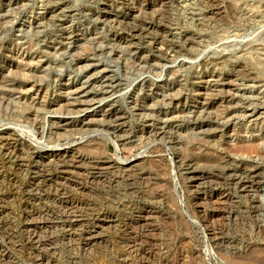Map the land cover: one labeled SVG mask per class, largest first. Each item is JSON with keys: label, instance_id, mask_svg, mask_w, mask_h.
Listing matches in <instances>:
<instances>
[{"label": "rangeland", "instance_id": "374dc122", "mask_svg": "<svg viewBox=\"0 0 264 264\" xmlns=\"http://www.w3.org/2000/svg\"><path fill=\"white\" fill-rule=\"evenodd\" d=\"M237 65L250 75L238 73ZM67 101L79 110L60 111ZM86 108L106 115L81 123ZM55 119L69 126L56 132ZM3 129L13 141L0 143V156L15 159L18 185L0 193V264H246L264 258V0H0ZM204 139L221 144L204 156ZM246 143L256 144V152H236ZM21 150L29 155L24 169ZM72 150L82 152L75 173L65 178L73 205L67 214L53 200L54 183L38 184L51 166L34 154ZM220 151L227 165L259 172L252 194L257 213L250 197L239 207L222 204L232 191L217 177ZM108 162L116 170L146 162L161 177L119 183L101 173ZM190 167L215 174L206 192L215 202L203 212ZM142 188L148 197L138 193ZM211 209L223 216L211 218ZM231 209L243 224L220 221ZM83 217L84 227H111L101 245L88 248L67 235L66 226ZM40 223L53 226L42 235L50 243L33 239Z\"/></svg>", "mask_w": 264, "mask_h": 264}, {"label": "bare ground", "instance_id": "6f19581e", "mask_svg": "<svg viewBox=\"0 0 264 264\" xmlns=\"http://www.w3.org/2000/svg\"><path fill=\"white\" fill-rule=\"evenodd\" d=\"M222 12H224V11H222ZM220 14H221V12H220ZM236 69L238 70V73H245L246 76L247 75H250L249 72H248V70H247L248 68L246 66H244V65H237L236 66ZM243 76H245V75H243ZM215 82H217V81H215ZM204 83L205 82H203V84ZM79 91L80 90H77L76 92H79ZM74 93H75V91L72 93V95ZM201 93H200V95H201ZM204 94L206 95V93H204ZM209 96L211 97V96H213V94L212 95H209ZM205 99H208L209 100V99H212V98H209V97L207 98L206 97ZM164 100H165V98H164ZM203 101H207V100H204L203 99ZM166 103H168V102H166ZM203 103H207V102H203ZM164 104H165V102H164ZM164 104H163V106H164ZM77 105H79V104H77L75 101L74 102H68L67 101V103L65 104V106L61 107L59 110L60 111H64V110L73 109V108L79 110V108H78ZM167 106H169V104ZM80 107H82V106L80 105ZM165 108H167V107L165 106ZM165 108L162 109V113L163 114L166 112ZM228 108H229V106H228ZM228 108H226V109H228ZM98 109H100V107ZM221 110H224V112H225V109L222 108ZM229 111L230 110H228V112ZM80 112L84 114L83 119H81V123H83L84 121H87L88 119L92 123L93 122H98L99 120L93 119L94 116H96L99 113H103V114L106 115V112L104 111V109H102V110H100L98 112V110H92V111H90V108H86V109H84V110H82ZM159 114H161V112H159ZM105 115H104V117H105ZM99 116L101 117V115H99ZM217 120H218V117H217ZM56 121H58V122H56ZM56 121H55L54 126L52 125L53 124L52 123L53 121L50 122V123H52L51 125L54 127V130H56V132L64 131L65 130V127L69 126L66 120H64V121L56 120ZM196 122H198V121H196ZM73 124H76V122L74 121ZM200 128H203V127L200 126ZM169 129H170V132L173 131L172 130V126H170ZM219 129H220V127H219ZM219 129H217V130L219 131ZM200 130H201V133L204 131V130L202 131V129H200ZM161 131L163 132V130H161ZM208 131H206L208 134L210 132H212V131H210V132H208ZM162 132H160V134H162ZM213 133H215V132H213ZM165 134L166 133L164 131V134L163 135H165ZM169 135H171V133ZM161 137H162V135H161ZM12 141H13V139L11 138V132L8 129L0 130V143H2V144H6L7 143L8 144V143H10ZM202 141H203V143L201 142L202 143L201 146H204V148H205V150L202 149V153L204 154V156H207L208 155V152H207L208 150L206 151L207 148L208 149H211V147L213 148V146H219L221 144V143H219L217 141H212V140H209V139H204ZM196 143H197V141H196ZM201 143H199V144H201ZM257 148H258V146L256 144H247L246 143V144H243L241 146L238 145L234 149H237L238 151H236V152H238V153L240 151L243 154L244 153H247L248 154V153H251V152H256ZM21 151H22V153H21V155H22L21 160H23V161H21L20 166H19V169L24 167V165L26 163V159L29 162V155H28V153H26L25 150H21ZM258 151H259V149H258ZM80 152H82V151L72 150L70 152H67V151H62V152L55 151V152L47 153V154L46 153H43V154H40V155H37L36 153L34 154V156L37 157V159H39L40 161H42V160L43 161H46V162H48V165L51 166L50 168H47L43 172V174L39 177V182L40 183L38 182V184L39 185L40 184H44V183L45 184H48L50 182L54 183L53 185L57 188V190H55L54 196H56V197H54L53 200H54V202L56 204L60 205V208L64 211V213H67V214L69 212L73 211V208H72L73 205L70 204L69 201H68L67 190L64 191V189L67 188L66 187V184H67L66 181H67V179H65V178H66L67 174H74L75 173L73 171L75 169L74 164L76 162H78V158H79ZM220 152H221L220 155H218L217 158H214L215 159V164H214L215 165V169H217V172H218V176L217 177H218V179H220L223 182H225V184L229 187L230 191H232V194L230 193V194H227L226 196L224 195L225 197L222 200L223 201L222 204L234 206L233 208H235V207H239L240 206V202L239 201H241V199H245L247 197H250L251 198V201L250 200L249 201H250V209H251V212H252V214L253 213H257V211H259L260 204H259V202L257 200L258 198L256 199L255 195H252V194H256V191H255L256 189L255 188L260 183V181H259V179H260L259 172L256 169L255 170L253 169V170H250V171H245V170H242V169H240L238 167H231V166L227 165L226 164V161H225V159L223 157L222 151H220ZM195 153H197V152H195ZM198 154H199V152H198ZM11 156H12V154H11ZM11 163L15 164V159L8 158V157L7 158H4V157L0 156V193L6 192L5 190H7V191L8 190H13V192H14L15 191V188H17L18 181L15 179V171H13V169L11 168V166H12ZM106 165H107L106 168L100 169L101 173L103 172V173H106L109 176H112L111 178H114L119 183H129L131 181L134 183V181H137V179H138V178H136L137 176H140V178H142V177L147 178L148 176H152L153 175L152 178L149 179V181L151 179L152 180L153 179H158L159 180L160 177H161L159 175L160 173L157 172L158 169L156 170V169L151 168V166L150 167L147 166L146 162H144L142 164H139V165L138 164H134L131 167H126V168H120V166H119V168H118L119 170L118 169L116 170L117 167L114 164L112 165L110 162H108ZM113 170H115L117 174H115V172L112 173ZM199 170L196 169V167H190L188 169V175L190 177L189 178L190 179V184L192 185V186L191 185L190 186L192 187V189H194V191L196 190V194H200L201 195V199H200L201 202H199V204H197V207H198V209L200 211L203 212L204 210H207V205L209 203H211V202L214 203L215 202L214 201V196H209L210 194L209 195L206 194L207 190L209 189V184L211 185V183H210L211 181L209 182V180L215 174H213L212 171H207L208 172L207 173L206 171H199ZM16 174L18 176H20L19 175L20 173L19 174L16 173ZM22 175L24 176V174H22ZM22 179H23V177H22ZM38 184L35 186L36 188H39ZM18 188H20V187H18ZM138 193L139 194H142L143 196H145V194H146V196L148 197L147 192L145 191L144 188H142V190H140V191L138 190ZM150 195H152V194L150 193ZM220 209H221V207H220ZM209 214L211 215V218H213V219H216V218H219L220 216H223V214H221V212L216 211L215 209H213V210L211 209V211H209ZM75 215H76V213H75ZM225 220L226 221H230L231 223L233 222L235 224H237V223H242L243 224L245 222V219L242 216L239 215L238 210H236V209H231L230 213L227 216L222 217L220 219V221H225ZM83 222H85V218L84 219H79V221H74L73 223L68 224V226H66L67 227V231H66L67 235H69L71 237L72 236L79 237V239L82 240L86 244V246L88 248H94L96 246L101 245V243L106 239V238H104L103 233L106 232L111 227L110 226L103 225V224L92 225V226H89V227L88 226H85L84 227L83 225H81ZM43 230H45V231H47V230L52 231L53 230V226H47L46 223H40V225L37 227V230H36L35 234L32 235L33 239H35L37 243H42V241H45V243L46 242L50 243V241H46V240H44V238H42L43 237L42 235L44 233ZM49 238L51 239V237H49ZM246 264H264V258H254V259L248 260V262Z\"/></svg>", "mask_w": 264, "mask_h": 264}]
</instances>
